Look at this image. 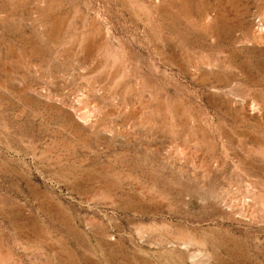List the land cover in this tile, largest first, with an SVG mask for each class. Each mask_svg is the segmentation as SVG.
I'll return each mask as SVG.
<instances>
[{
  "label": "rangeland",
  "instance_id": "374dc122",
  "mask_svg": "<svg viewBox=\"0 0 264 264\" xmlns=\"http://www.w3.org/2000/svg\"><path fill=\"white\" fill-rule=\"evenodd\" d=\"M0 264H264V0H0Z\"/></svg>",
  "mask_w": 264,
  "mask_h": 264
}]
</instances>
